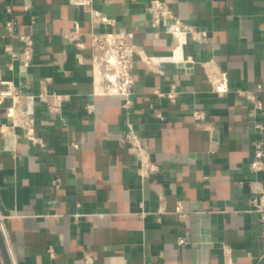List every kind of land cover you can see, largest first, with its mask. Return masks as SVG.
Returning <instances> with one entry per match:
<instances>
[{
  "label": "crops",
  "instance_id": "obj_1",
  "mask_svg": "<svg viewBox=\"0 0 264 264\" xmlns=\"http://www.w3.org/2000/svg\"><path fill=\"white\" fill-rule=\"evenodd\" d=\"M149 1L91 0L110 25L71 0H0V73L44 142L24 136L0 103V224L13 264H87L86 255L93 264H264L250 209L254 188L264 194V168H250L257 143L264 150V0H165L203 42L156 36ZM76 27L81 47L68 37ZM121 28L152 59L134 57L129 108L93 94L90 33ZM19 32L33 36L35 55L11 69L6 46L20 49ZM173 85L175 103L155 94ZM44 87L66 95L61 111H49ZM195 110L206 113L199 124ZM129 122L159 167L145 179Z\"/></svg>",
  "mask_w": 264,
  "mask_h": 264
},
{
  "label": "built area",
  "instance_id": "obj_2",
  "mask_svg": "<svg viewBox=\"0 0 264 264\" xmlns=\"http://www.w3.org/2000/svg\"><path fill=\"white\" fill-rule=\"evenodd\" d=\"M75 5L83 6L87 11L92 12L93 16L101 19L107 24L113 25L114 20L106 18L95 13L92 8L91 0H71ZM148 9L151 13L152 23L155 28V35L159 36L161 33L174 32L183 38L185 35H191L198 41H206L205 32L196 25L190 24L178 17L170 3L165 0H150ZM7 10L12 13V8L7 7ZM18 22L12 15L6 21V28L11 34L17 33ZM80 31L78 27L71 31L69 38L74 41L78 47L82 46L79 42ZM21 42L20 49H15L12 45L6 46V51L11 57L9 67L14 68L13 61L19 60L23 67H27L34 59L35 55V41L32 35L26 33H18ZM90 44L92 48V71H93V94L94 95H112L121 96L124 98V107L129 108L132 105V96L135 93L136 75L134 70V57L137 53L141 54L147 65L152 62L144 50L135 44L129 33L121 28L115 31H96L90 33ZM0 103L7 100V111L10 122L14 126L23 128L24 136L33 139L44 145V142L36 136L32 119L22 109V92L19 87L9 79H4L0 73ZM155 94L158 98H166L171 103H175L181 94V91L173 85L170 90L157 89ZM51 97V98H50ZM40 98L47 100L48 109L51 112L61 111L62 102L66 95L57 94L43 88L40 93ZM257 105L260 106L259 101ZM88 110H93V104H87ZM193 118L197 124L206 119V113L203 110H195ZM260 129L264 128L262 123H257ZM126 141L137 148V154L140 157L141 165L138 169V174L145 179L151 174L157 173L159 167L153 163L144 148L141 145L140 137L135 131L131 122L128 123V129L125 135ZM259 148L255 158L250 164V168L254 172L261 171L264 168V150L261 148V143H257ZM53 184L59 186V179H54ZM256 195L251 199V211L257 214L258 225L260 228L259 237L264 242V194L260 193L257 188H254ZM162 203L165 200V193L159 191ZM177 212L181 216L186 213L183 209L182 203L179 201ZM187 242L184 236L178 237V244L183 245ZM49 252L54 256V249L50 248ZM87 264H93V258L90 255L85 256Z\"/></svg>",
  "mask_w": 264,
  "mask_h": 264
},
{
  "label": "water",
  "instance_id": "obj_3",
  "mask_svg": "<svg viewBox=\"0 0 264 264\" xmlns=\"http://www.w3.org/2000/svg\"><path fill=\"white\" fill-rule=\"evenodd\" d=\"M0 248H1L4 260H5V263L6 264H13L12 259L10 257L8 247H7L5 236H4L2 229H1V224H0Z\"/></svg>",
  "mask_w": 264,
  "mask_h": 264
}]
</instances>
